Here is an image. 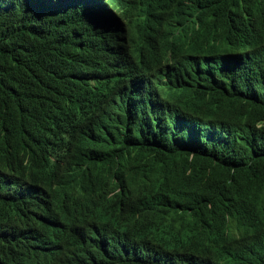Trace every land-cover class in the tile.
<instances>
[{
  "label": "trees",
  "instance_id": "1",
  "mask_svg": "<svg viewBox=\"0 0 264 264\" xmlns=\"http://www.w3.org/2000/svg\"><path fill=\"white\" fill-rule=\"evenodd\" d=\"M121 8L0 0V264H264V0Z\"/></svg>",
  "mask_w": 264,
  "mask_h": 264
},
{
  "label": "clouds",
  "instance_id": "2",
  "mask_svg": "<svg viewBox=\"0 0 264 264\" xmlns=\"http://www.w3.org/2000/svg\"><path fill=\"white\" fill-rule=\"evenodd\" d=\"M128 1L130 0H94L95 7L99 11L98 13H96L95 16L101 19L106 24V26L110 25L111 27L121 31L122 33H126L131 28L132 22L130 21V19L127 18V16L123 14L121 5ZM89 13L91 14L92 12ZM48 203L50 204L49 201ZM145 207L147 206H143V204L136 206V209L134 210L135 216L132 215L133 222L139 220L143 213V209L148 211V209ZM88 239L93 240L98 244H106V250L109 256H111L113 253L112 247L118 249L117 240L109 231H105L99 228L94 229L88 234Z\"/></svg>",
  "mask_w": 264,
  "mask_h": 264
}]
</instances>
